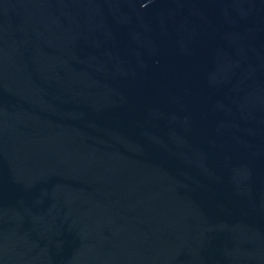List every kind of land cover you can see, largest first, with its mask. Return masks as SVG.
I'll return each mask as SVG.
<instances>
[{"label":"water","instance_id":"1","mask_svg":"<svg viewBox=\"0 0 264 264\" xmlns=\"http://www.w3.org/2000/svg\"><path fill=\"white\" fill-rule=\"evenodd\" d=\"M0 264H264V0H0Z\"/></svg>","mask_w":264,"mask_h":264}]
</instances>
